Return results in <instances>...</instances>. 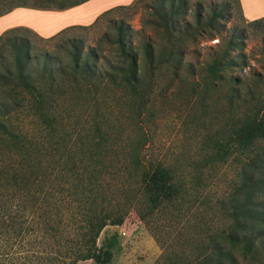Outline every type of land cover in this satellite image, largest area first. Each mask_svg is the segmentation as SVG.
Listing matches in <instances>:
<instances>
[{
    "label": "trees",
    "instance_id": "trees-1",
    "mask_svg": "<svg viewBox=\"0 0 264 264\" xmlns=\"http://www.w3.org/2000/svg\"><path fill=\"white\" fill-rule=\"evenodd\" d=\"M85 1L63 0L42 9H66ZM140 1L115 6L89 25H72L46 38L24 26L0 35V233L7 229L23 236L35 231L40 242L52 244V264L87 259L112 264L122 247L121 238L119 231L106 230L122 225L133 205L145 221L167 206L183 211L184 201H178L185 198L186 188L176 185L174 170L162 162L144 166L139 152L131 157L125 153L139 170L136 194L123 187L126 202H121V193L109 195L105 181L115 166L114 135L96 121L92 126L72 124L71 129L62 123L64 113L74 116L80 102L85 106L104 85L143 99L145 85L163 68H171L175 76H180L184 65L193 68L185 62L181 34L214 26L231 7L224 2L223 9L214 8L206 20L198 11L195 25L185 22L181 27L177 16L183 2L152 0V22L163 34L160 40H151L137 39L141 32L126 19L109 17L118 9L136 8ZM18 6L24 5L9 7L0 15ZM104 21L108 28L94 45L70 35L73 29H91ZM248 22L264 24V17ZM244 37L231 32L221 53L203 63L200 75H206L213 87L225 80L228 111L235 119L216 148L233 154L239 169L238 181L216 207L223 225L192 229L188 240L192 254L171 251L163 243L157 264H264V71L253 73L249 80L224 74L238 65L240 56L234 52ZM19 119L31 123L20 124ZM35 120L45 122L41 127L45 133L32 131ZM127 172L132 171L123 174L130 178Z\"/></svg>",
    "mask_w": 264,
    "mask_h": 264
},
{
    "label": "rangeland",
    "instance_id": "rangeland-1",
    "mask_svg": "<svg viewBox=\"0 0 264 264\" xmlns=\"http://www.w3.org/2000/svg\"><path fill=\"white\" fill-rule=\"evenodd\" d=\"M64 1L69 3L73 0ZM151 1L142 0L136 8L130 10L118 9L109 17L126 19L134 31L141 32L136 35L137 39L145 36L151 40H160L163 32L159 27L156 29L152 22L154 15L149 8ZM177 1L184 4L177 16L181 27L186 26L185 22L195 25L198 11L206 20L212 16L214 8L219 6V9H223L224 2L231 4L214 26L201 32L190 28L191 33L181 34L185 62L192 63L193 68L184 65L179 72L180 76H175L171 68H163L154 81L145 85L146 96L143 99L132 93L125 96L123 92L104 85L97 97L84 102L85 106L80 102L81 107L74 116L69 118V113H64L66 118L62 123L67 129H71L72 124L82 122L92 126L96 121L114 135L118 144V147H114L117 153L112 155L115 166H112L105 181L109 195H119L123 187L132 190L133 195L136 194L139 170L132 158L126 160V152H129L128 157H131V153L139 152L144 166L162 162L171 167L176 185L180 183L186 188V199L183 197L178 201H184L181 203L183 211L167 206L145 221L138 214L139 207L133 205L122 225L107 228V233L119 231L122 244L112 264H157L165 246L171 251L192 254V247L188 243L192 229L199 225H223L217 204L238 181L239 169L232 160L234 155L216 149L219 141H225L229 127L235 120L231 119L228 111L229 86L224 84L225 80L217 83L216 87L211 86L205 80L206 75L201 78L204 70L201 67L220 54L225 47L224 41L231 32H236L245 37L242 45L234 52L240 56L238 65L224 73L226 78L237 75L249 80L253 73L264 71V24L249 23L242 15L237 0ZM61 2L63 0H0V12L15 5L54 8ZM107 28V22L104 21L91 29H73L70 35L81 36L87 43L94 45ZM38 43L46 46L43 42ZM19 123L29 124L31 121L19 119ZM43 123L35 120L31 125L32 131L45 133L41 128L45 125ZM127 169L132 171L133 175L131 172L126 173L131 174L130 178L123 175ZM120 197L121 202L127 201L125 193H121ZM105 234H101L99 243ZM51 253L52 244L48 241L40 242L35 231L23 236L7 229L0 233V264H52ZM78 264L96 262L87 259Z\"/></svg>",
    "mask_w": 264,
    "mask_h": 264
},
{
    "label": "crops",
    "instance_id": "crops-1",
    "mask_svg": "<svg viewBox=\"0 0 264 264\" xmlns=\"http://www.w3.org/2000/svg\"><path fill=\"white\" fill-rule=\"evenodd\" d=\"M134 0H88L66 9H42L18 6L0 15V35L11 28L25 26L50 37L72 25H89L104 11ZM247 21L264 17V0H239Z\"/></svg>",
    "mask_w": 264,
    "mask_h": 264
}]
</instances>
